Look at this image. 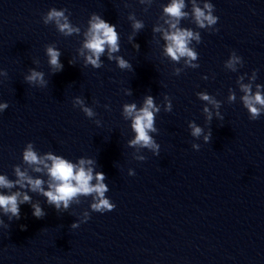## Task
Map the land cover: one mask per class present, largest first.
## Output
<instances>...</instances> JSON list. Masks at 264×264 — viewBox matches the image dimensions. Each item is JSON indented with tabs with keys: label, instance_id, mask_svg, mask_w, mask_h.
I'll return each instance as SVG.
<instances>
[{
	"label": "water",
	"instance_id": "water-1",
	"mask_svg": "<svg viewBox=\"0 0 264 264\" xmlns=\"http://www.w3.org/2000/svg\"><path fill=\"white\" fill-rule=\"evenodd\" d=\"M204 2L196 0L201 7ZM207 2L219 18L212 26L218 31L195 25L191 0L182 9L189 15L179 26L201 35L200 43L189 45L198 53L193 63L199 64L191 68L164 51L170 18L163 9L171 0H0V69L7 71V77L0 76V102L9 105L0 111V174L15 179L19 165L47 179L23 162L28 142L38 155L92 157L95 170L106 176L105 195L116 205L95 212L91 196H82L81 203L57 212L45 197L29 192L46 215L34 217L25 203L20 219L9 222L0 209V219L9 224L0 225V264H264V112L251 120L240 90L241 83L251 84L253 93L256 84L264 85V0ZM53 7L68 9L65 15L80 34L64 36L54 22L44 24ZM93 12L117 26L120 52L114 55L127 59L132 70L120 69L107 52L102 67L84 66L80 49ZM130 13L144 23L134 38L139 49L128 41ZM155 27L162 30L154 32ZM49 44L61 51L63 69L55 74L46 55ZM233 51L243 61L235 71L226 66ZM29 68L44 73L45 87L25 81ZM200 91L220 101L222 120L199 99ZM230 91L234 102L228 100ZM149 94L161 109L155 117L158 132L151 133L160 145L158 155L128 145L134 132L122 114L125 103L140 107ZM165 94L170 112L164 111ZM77 96L97 116L73 107ZM205 105L213 112L211 122ZM190 121L205 133L211 129L209 142L191 135ZM17 190L26 189L0 188L6 194ZM85 210L90 219L71 228Z\"/></svg>",
	"mask_w": 264,
	"mask_h": 264
},
{
	"label": "clouds",
	"instance_id": "clouds-1",
	"mask_svg": "<svg viewBox=\"0 0 264 264\" xmlns=\"http://www.w3.org/2000/svg\"><path fill=\"white\" fill-rule=\"evenodd\" d=\"M143 3V0H141ZM192 3V15L194 17L195 25L200 29L211 28V31H218V29L212 26L216 25L218 16L214 15V5L212 3L205 2L203 6H199L196 0H191ZM186 8L185 0H171V3L167 4L163 11L170 18L165 21L168 24V29L163 31V39L166 42L165 54L171 58V60L179 63L181 58H184V63L187 67L197 68L198 63H193L198 59L197 51H194L189 47L190 43L195 40L197 43L201 42V35L198 31H194L192 28L180 27V21L187 17L189 14L182 9ZM68 9L55 7L51 8L47 15L43 17L44 24L53 23L56 29L64 36H71L73 34H80L81 29L71 23L69 15H65ZM128 19L132 21V35L128 37V41L136 49H139V44L135 42V35L144 27V23L135 18L134 13L128 15ZM88 29L84 33L83 46L80 49V55L84 56V66L91 65L93 68H100L103 65L102 55L107 52V59L109 61H115L117 66L124 70H132V64L125 59L122 55H114L120 52V35L117 31V26L109 23L98 13L93 12L88 20ZM160 27L153 28L154 32L161 31ZM87 50L85 53L84 50ZM46 55L48 57V64L52 70V74H55L63 69V64L60 60L61 51L52 46L51 44L46 46ZM242 57L237 55L235 51L232 52L229 59L226 62V66L235 71V66L242 63ZM38 63V61H34ZM70 64H73L72 60H69ZM181 69H175V74L179 75ZM0 76L7 77V71L0 69ZM25 81L32 85H39L45 87L47 81L44 78L42 71H37L35 68H29L28 74L24 77ZM203 79H207L206 76ZM243 77H240L242 80ZM254 81L256 79L255 70L251 77ZM256 91L253 93L251 84H240V90L244 93L241 97L243 106L249 112V118L256 120L259 118L262 112H264V85L256 84ZM127 95H131V89L126 90ZM196 95L200 100L206 101L208 105L217 109L215 115L219 119H223V115L219 112L220 101L216 100L213 96L209 95L206 91L197 92ZM165 104L164 111L170 112L172 110V102L167 94L164 96ZM236 99L235 92L230 91L228 100L234 102ZM98 103V101L96 102ZM79 107L83 113L93 118L97 116L94 109L85 103V100L77 96L73 100V107ZM9 107L8 103L0 102V111H3ZM108 108V105H104ZM161 111L160 106L155 102L152 95H145L143 103L140 107H137L135 102L125 103L123 105V116L130 121V127L134 132V138L128 140L130 147H139L151 150L153 154L158 155L160 145L153 138L151 133L158 132L155 126L156 114ZM203 112L206 114V121L211 122L213 112L207 105L204 106ZM97 125L100 124L99 120H96ZM191 128V135L193 137L203 136L204 141L207 143L211 138V129L205 133L204 129L197 125L194 121L189 122ZM193 149H199L200 145L193 144ZM137 159L143 161L145 156H139ZM22 160L27 165L31 166V169L35 173H44L47 179L41 176H35L29 174L27 168L21 170L19 165L14 166L15 179H8L6 175L0 174V188L12 189L17 185L20 189H26L25 191L17 190L10 194L0 192V209L3 210V215L8 217V221H12L13 218L20 219V205L30 204L32 208V215L36 218H43L46 215L44 208L39 201L33 202L32 196L29 192L37 193L46 198V203L50 206H54L57 212H64L69 209L71 204L81 203L80 198L82 196H91L90 209L95 212L104 213L106 211L113 210L116 205L111 202L105 193L109 191L108 185L104 183L106 176L102 171H96V160L92 157L81 156L78 161H73L65 158L60 154H53L52 151H47L43 155H38L34 150L32 142H28L22 152ZM129 175H135V172L129 173ZM95 181V182H93ZM46 185V187H45ZM90 219L89 210H85L79 220L74 221L70 227L78 228L81 223H85ZM0 225L9 227L3 219H0ZM24 227L23 225L21 226Z\"/></svg>",
	"mask_w": 264,
	"mask_h": 264
}]
</instances>
